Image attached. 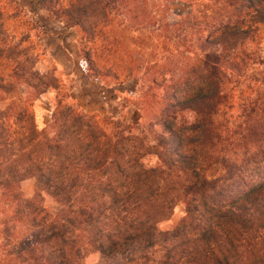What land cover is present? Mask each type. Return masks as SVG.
<instances>
[{
    "label": "trees",
    "instance_id": "trees-1",
    "mask_svg": "<svg viewBox=\"0 0 264 264\" xmlns=\"http://www.w3.org/2000/svg\"><path fill=\"white\" fill-rule=\"evenodd\" d=\"M191 1V14L174 24L194 37L184 44L187 59L151 81L162 88L151 95L155 119L147 116L146 124L102 119L70 96L40 129L33 102L53 86V75L35 70V58L0 74V101L8 102L0 107V192L25 229L14 225L9 236L22 242L24 264H83L87 245L99 251L97 264H264V88L254 124L238 141L222 138L214 120L225 81L264 27V0ZM34 2L87 43L99 42V57L112 66L83 47L88 75L108 70L144 86L145 74L120 72L121 37L111 24L132 13L137 28L157 30L155 19L137 13L147 0ZM146 158L156 160L150 166ZM27 177L35 178L32 198L21 190ZM43 192L59 204L55 213L43 205ZM181 202L185 217L159 229Z\"/></svg>",
    "mask_w": 264,
    "mask_h": 264
},
{
    "label": "rangeland",
    "instance_id": "rangeland-1",
    "mask_svg": "<svg viewBox=\"0 0 264 264\" xmlns=\"http://www.w3.org/2000/svg\"><path fill=\"white\" fill-rule=\"evenodd\" d=\"M137 10L140 17L151 16L155 19L157 30L151 24L137 28V20H133L132 13L126 20L115 17L111 28L121 37L122 52H117L115 57L120 72L145 74L142 87L134 77L119 81L121 79H114L113 72L108 73V70V75L101 78L88 75L87 65L82 58L83 47L93 52L100 65L107 64L106 68L112 66V61L103 62L99 57L96 51L97 47H101L99 42L87 43L76 28L67 29L50 11L37 7L34 0H0V46L4 45L5 48V52L0 51V56L7 58L0 57V74L10 76L17 66L16 62L30 58L25 61L30 64L35 58L34 69L52 74L54 78V87H47L44 93L34 98L35 121L40 129L52 122V114L60 100L71 102L70 96L84 111L95 113L102 119L113 117L143 124H146L147 116L155 119L156 99L151 95L162 87H158L157 82L152 85L151 81L156 78L160 82L163 75L169 76L171 69L180 67L187 59L186 41L188 45V40L194 37L190 38L189 32L174 27V24L191 14L192 1L147 0L146 6ZM245 47V64L240 70L232 71L225 81L222 100L214 116L222 138L227 136L234 142L245 134V126L254 124L257 115L256 102L264 88V27L258 28ZM24 86L19 85V89L24 91ZM32 97L34 91L31 89ZM7 103L0 101V107ZM155 160L145 159L150 166ZM21 190L25 198L34 197L35 178L22 180ZM42 202L53 213L59 208L57 201L46 192H43ZM12 211L0 192V264H24L18 258L22 242L9 236L15 231L14 225L19 233L25 234V229L12 218ZM185 215L186 205L178 203L171 216L158 223V228L171 230ZM86 248L89 252L83 258V264H97L100 260L99 251L90 245Z\"/></svg>",
    "mask_w": 264,
    "mask_h": 264
}]
</instances>
